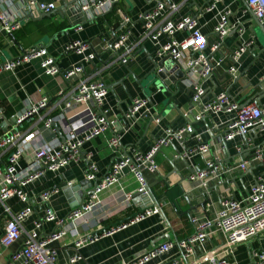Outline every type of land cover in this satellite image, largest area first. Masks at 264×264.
I'll list each match as a JSON object with an SVG mask.
<instances>
[{"label": "crops", "instance_id": "crops-1", "mask_svg": "<svg viewBox=\"0 0 264 264\" xmlns=\"http://www.w3.org/2000/svg\"><path fill=\"white\" fill-rule=\"evenodd\" d=\"M41 1L54 2L58 4V9L63 7V10L46 16L37 6H33L26 17L21 18L25 13L26 0H0V14L10 16L21 24V27L13 34L7 35L0 31V65L7 60L19 58L29 48L42 44L47 48L48 53L56 58L58 66L63 70L80 61V55L66 51V47L72 39H81L92 41L98 49L99 57L92 64H86L87 72H93L115 57L113 51L102 52L103 42L100 38L114 41L124 31L122 17L127 15L133 20L129 42L137 46L134 56L127 65L115 63L105 74L109 90L106 106L112 109L110 117L113 118L114 113L122 115L128 111L135 98H151L154 105L151 106L149 115H143L138 124L122 132L123 148H128L129 154H133L135 150L145 152L163 136L165 128L177 129L192 123L195 130L202 133L204 139L211 143V149L206 156L216 157L222 161L220 176L210 178L207 187H204L200 181L190 179L192 173L206 168L202 157L194 156L190 160L183 158L184 146L179 141L162 147L155 156L160 172L145 174L149 185L148 195L139 194L134 198L138 194L139 184L133 174L125 171L118 182L100 192L98 203L86 215V220L75 223L79 235L71 231L73 225L70 224L68 233L52 244L58 250V264H72L71 258L76 254L82 257L77 264H129L166 242L173 243L170 251L144 264L161 262L171 264L175 260H178L177 264H210L203 253L220 247L218 235L212 236L203 247H197L196 254L187 258L182 255L177 241L193 233L191 216L215 217L222 199L244 198L252 184L258 178H264V154L261 158L257 156L260 149L264 153V130L254 135L256 140L249 146L244 144L243 136H238L224 144L219 139L220 131L226 130L227 123L233 118L234 113L222 111L197 122L194 120V115L198 108L191 103L192 92L188 82L180 81L178 89L169 97L161 91H155V87L151 84L148 85L146 82L148 75L154 68V61H158L159 58L155 54L157 46L151 40H141L143 25L139 16L151 8L150 0H119L115 12L113 9L111 13L109 12V19H106V14L85 19L84 10L73 3L75 0H66V7L63 6L62 0ZM211 3L213 0H189L174 18L178 21L182 16L195 17L198 27L207 36L208 52L217 42L215 27L224 10L231 11L232 22H241L243 26L242 32L232 30L216 53V56L223 60V65L206 82L208 97L227 91L240 104L256 102L264 108V80L262 79L264 76V23L252 13L247 0H222L216 2L212 9H208ZM78 26H82L80 31L76 30ZM175 37L183 40L187 37V31L177 32ZM166 41L165 36L160 38L161 43ZM243 42L252 43L239 60L238 80L233 82L228 73V68L232 64V50ZM152 54H154L153 58ZM147 87L149 89H146ZM67 89L68 83L61 76L44 71L41 57L21 63L13 70L1 72L0 109L3 114L0 120V136L14 128L12 122H8V125L3 127L4 115L11 119L13 116L22 114L43 96L51 97L52 102L56 103L59 94ZM85 108L84 105H75L72 109L65 111V116L68 120L85 118ZM45 113L47 111L41 115ZM156 119H159V122H156ZM36 121L37 116L30 122H24L20 129L27 130ZM124 124L121 122V125ZM121 125L118 124L116 129L121 130ZM113 134L114 131L110 129L87 142L82 148L80 163L73 164L64 170L63 176L56 172H46L39 181L26 187L27 191L30 195L37 196L43 191L57 188L58 192L52 196L50 206L59 217L68 216L74 206L66 194V189L69 188L67 183L72 182L73 186L81 185V189L83 186L86 192L92 188L91 184L94 186L96 182H89L86 179L88 162L85 157L90 153L92 161L98 167L99 177L110 170L118 157L108 145ZM55 136L58 134L52 131L45 132L47 140ZM194 144L195 141L192 138L185 140L187 148ZM243 161L248 162L246 170H242L239 166ZM127 194L133 195L130 205L126 202ZM80 199L79 192H75L74 200L79 202ZM7 204L14 213L25 205L17 197L9 199ZM45 207L40 198H36V210L23 224L27 230L34 228L35 221L44 215ZM151 208L155 210L153 214L131 222ZM0 213L3 214L1 205ZM135 214L138 215L135 216ZM5 223L6 218L2 215L0 236L4 231ZM118 223L120 224L115 226ZM123 224L126 226L122 227ZM54 228V223H45L41 233L50 234ZM111 228H117V230L113 234H105ZM78 236L96 238L79 251L75 247ZM25 241L26 234H23L11 246H0V264H10L12 256L23 247ZM239 259L242 264H248L247 257L241 256ZM14 264L25 263L14 262Z\"/></svg>", "mask_w": 264, "mask_h": 264}, {"label": "built area", "instance_id": "built-area-1", "mask_svg": "<svg viewBox=\"0 0 264 264\" xmlns=\"http://www.w3.org/2000/svg\"><path fill=\"white\" fill-rule=\"evenodd\" d=\"M118 1L80 0V6L84 10L86 18L92 19L112 11ZM150 1L152 2L151 8L139 16L143 25L141 40H151L157 46L155 53L158 60L168 56L185 71V81L188 82L192 92L191 103L198 108L194 120L197 122L206 120L212 114L222 111L232 112L234 116L228 121L225 133L219 138L220 141L225 144L238 136H243L251 143L253 136L264 130V108L256 102L240 104L227 91L209 98V91L206 87V82L223 65V60L218 58L216 53L232 30L243 31L241 22H232L230 20L231 11L224 10L215 27L217 42L208 52L207 36L198 27L195 17L188 15L182 16L178 21L174 19L189 0ZM219 1L222 0H213V3L209 4L207 8L212 9L214 4ZM247 5L255 17L264 23V0H247ZM33 6H37L44 13L52 12L58 8V4L54 2L26 0L24 6L26 14L23 13L24 16L21 18H25ZM132 22L133 20L129 16L123 15L124 31L114 41L100 38L103 42L102 52L113 51L118 55L93 72H87L86 64H92L99 57L98 49L92 41L81 39H72L66 47V51L80 55V61L63 70L58 66L56 58L51 56L42 44L35 45L26 50L21 57L7 60L0 65L1 73L13 70L16 66L31 59L41 57L42 67L46 73L61 76L68 83V89L62 91L56 103L50 107L48 104L52 102V98L43 96L24 113L13 116L16 118V123L19 124L31 115H36L37 121L31 128L27 130L13 128L10 132L0 136V205L3 207V214L0 213V217L4 215L6 218L5 228L0 236V246H11L23 234H26L23 247L12 256L10 264H14V262L58 264V250L52 244L68 233L70 224L73 225L71 231L75 235H79L75 223L86 220V215L98 203L100 192L118 182L121 175L125 171H129L139 184L137 192L148 195L149 185L145 174L146 172H160V166L156 162L155 156L162 147L168 146L174 141L183 144V158L190 160L194 156H199L206 163L204 170L196 171L190 175L192 181H200L202 186L207 187L210 178L220 176L222 161L216 157L206 156L211 149V143L204 139L202 133L195 130L192 123H187L177 129L165 128L163 136L145 152L135 150L133 154H129L128 148H123L122 132L138 124L140 118L143 115H149L152 109L149 99L135 98L128 111L122 115L114 113V117L111 118L112 109L106 106L109 90L105 74L115 63L127 65L136 50L137 45L129 42L132 35ZM20 27V22L10 16L0 14L1 32L10 35ZM81 29L82 26L76 28L77 31ZM184 30L187 31V37L178 40L175 37L176 33ZM162 36L167 38L165 43L160 42ZM251 43L243 42L232 50V64L228 68V73L233 82L238 80L239 60ZM262 79L264 80V76ZM75 105L86 106L85 118L68 120L65 111L72 109ZM41 108H46L47 113L39 114L38 111ZM121 122L125 123L121 125L122 129H116ZM156 122H159V119H156ZM54 123L60 125L65 140L58 136L50 140L45 138L46 131L57 133L53 126ZM110 129L114 131V134L109 139L108 145L116 152L117 160L104 176L99 177V170L91 159V153L85 157L88 162L86 179L96 182L97 185L87 191L81 207L74 208L68 216L61 218L50 206L52 196L58 192L57 188L43 191L37 196L30 195L26 187L39 181L48 171L63 176L64 170L82 161L83 146ZM187 138H192L195 141V144L189 148L185 146ZM263 154V150H258V157H263ZM239 166L242 170H246L248 162L243 161ZM67 185L72 187L73 183L68 182ZM16 197L25 205L14 213L7 201ZM36 198H40L41 203L46 205L45 213L35 221L34 228L27 230L23 224L34 214ZM132 199L133 195H126L127 205L131 204ZM154 212V209H148L131 222L141 220ZM48 222L54 223L55 228L50 234H42L44 224ZM191 223L194 228L193 233L187 238L177 241L185 258L195 255L197 247H203L212 236L218 235L220 247L203 253L210 264H242L238 250L244 244L247 245L248 253H245V257L248 258V264H264V178H258L244 198L222 199L220 209L215 217L202 218L194 215L191 216ZM125 226L126 224H123L122 227ZM116 230L117 228H111L105 234H113ZM95 238L78 236L75 247L80 251ZM252 243L255 245L254 249L250 247ZM172 246V242L162 243L129 264L150 262L169 252ZM81 258L80 254H76L70 262L77 264ZM177 263L178 260H175L171 264Z\"/></svg>", "mask_w": 264, "mask_h": 264}, {"label": "water", "instance_id": "water-1", "mask_svg": "<svg viewBox=\"0 0 264 264\" xmlns=\"http://www.w3.org/2000/svg\"><path fill=\"white\" fill-rule=\"evenodd\" d=\"M62 1H63V6L66 7V5H67L66 0H62ZM73 3H75L76 6H78V8L81 7L80 6V0H75ZM59 10L61 12V10H63V7H60L59 9L57 8L56 10H54L52 12L44 13L43 15L51 16L52 14L59 12ZM31 16H28V17H31ZM85 19H87L86 16H85ZM236 30L237 29H235L234 31H236ZM117 55H118V53L114 54V56H117ZM153 56H154V54L151 55L152 58H153ZM158 69H161V70H158ZM185 77H186L185 71L182 68H180L178 65H176L175 62L167 56V57L162 58L161 60L154 61V68L152 69V71L148 75V79L146 82H148V85L151 84L153 87H155V91H161L166 97H169L170 94H172V92H175L178 89V87H179L178 83L180 81H184ZM146 89H149V88L147 87ZM149 101H150L151 106L154 105L151 98H149ZM247 103H249V102H247ZM247 103H245V104H247ZM52 104H53V102H50L48 104V107H50ZM45 110H46V108H41V109H39L38 113L41 114ZM2 114H3V111H2V109H0V115L2 116ZM35 116L36 115H31L30 117L25 119V121H23L22 123L17 124L15 117H12L11 119H9L4 115L3 117L5 118V121L3 122L2 125L4 127L5 125H8V122L9 123L12 122L14 124V129H20V127L23 126L24 122H30V121L34 120ZM53 126L56 129L57 134L60 137V139L65 140V137H64V134L61 130L60 125L58 123H54ZM224 133H225V131H222V130L220 131V135H223ZM255 138L256 137L253 136L252 142H254V140H256ZM244 144L246 146H249L250 142L244 138ZM96 185H97V183H95L94 186H92V184H91V187H95ZM89 187H90V185H89ZM77 191L79 192V195L81 196V199L79 200V202H76V200H74V194ZM86 193H87L86 188H84L82 186V189H81V185L72 186V187H69L66 189V194H67L68 198L72 200V205L74 206V208H78V207H81L83 205V202L86 198ZM139 194L140 193L135 195L134 198L139 196ZM136 215H138V214H135V216ZM119 224L120 223L115 224V226H118ZM102 231H104V230H102ZM99 232H101V231H99ZM99 232H97V233H99Z\"/></svg>", "mask_w": 264, "mask_h": 264}, {"label": "rangeland", "instance_id": "rangeland-1", "mask_svg": "<svg viewBox=\"0 0 264 264\" xmlns=\"http://www.w3.org/2000/svg\"><path fill=\"white\" fill-rule=\"evenodd\" d=\"M254 246L255 245L253 243L250 245V247L253 248V249L255 248ZM245 253L247 254L248 252H247V245L244 244V245L241 246V248H239L238 256L241 257L242 254H243V256H245Z\"/></svg>", "mask_w": 264, "mask_h": 264}, {"label": "trees", "instance_id": "trees-1", "mask_svg": "<svg viewBox=\"0 0 264 264\" xmlns=\"http://www.w3.org/2000/svg\"><path fill=\"white\" fill-rule=\"evenodd\" d=\"M117 4V3H116ZM116 4L114 5V8H113V10H114V12H115V8H116ZM112 10V11H113ZM111 13V12H110ZM113 13V12H112ZM105 17H106V19H109V17H110V14L109 13H107L106 15H105Z\"/></svg>", "mask_w": 264, "mask_h": 264}]
</instances>
